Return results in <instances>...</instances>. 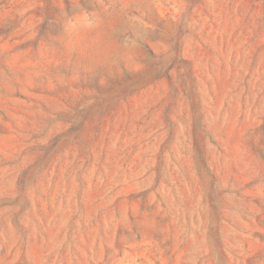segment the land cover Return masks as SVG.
<instances>
[{
  "label": "rangeland",
  "instance_id": "1",
  "mask_svg": "<svg viewBox=\"0 0 264 264\" xmlns=\"http://www.w3.org/2000/svg\"><path fill=\"white\" fill-rule=\"evenodd\" d=\"M0 264H264V0H0Z\"/></svg>",
  "mask_w": 264,
  "mask_h": 264
}]
</instances>
